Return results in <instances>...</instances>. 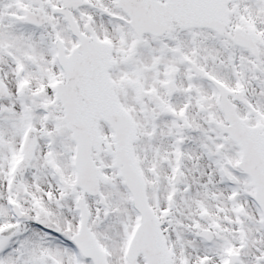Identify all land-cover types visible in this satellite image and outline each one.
<instances>
[{
	"label": "snow or ice",
	"instance_id": "1",
	"mask_svg": "<svg viewBox=\"0 0 264 264\" xmlns=\"http://www.w3.org/2000/svg\"><path fill=\"white\" fill-rule=\"evenodd\" d=\"M0 264H264V0H0Z\"/></svg>",
	"mask_w": 264,
	"mask_h": 264
}]
</instances>
